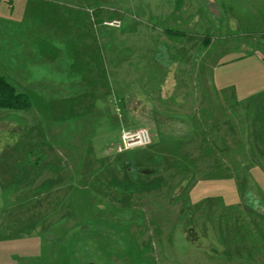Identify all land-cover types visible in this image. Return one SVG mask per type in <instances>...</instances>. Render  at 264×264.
Instances as JSON below:
<instances>
[{
	"label": "rangeland",
	"instance_id": "374dc122",
	"mask_svg": "<svg viewBox=\"0 0 264 264\" xmlns=\"http://www.w3.org/2000/svg\"><path fill=\"white\" fill-rule=\"evenodd\" d=\"M104 6L88 59L0 64L32 101L0 108V264H264V91L245 125L214 90L230 58L264 56V0ZM141 127L153 142L118 152Z\"/></svg>",
	"mask_w": 264,
	"mask_h": 264
},
{
	"label": "crops",
	"instance_id": "0c3cea01",
	"mask_svg": "<svg viewBox=\"0 0 264 264\" xmlns=\"http://www.w3.org/2000/svg\"><path fill=\"white\" fill-rule=\"evenodd\" d=\"M104 1L105 0H1L0 64L4 65L3 62L5 61V63L9 64L13 61L16 62L14 64L16 68L23 69L24 63L22 61L25 60L42 61L41 63L46 64V66L53 67L58 60L70 59L73 61L88 59L89 51L93 48V44L96 43L98 38L96 36L95 39L91 31V29L95 28L97 25H93L92 22H97V19L102 20L103 17H105L106 6H104ZM113 10L115 13L118 12L120 8L118 6ZM114 19L117 18L114 17ZM228 63L229 64H226L224 67L226 69H221L223 70L221 71V75H216L217 80L220 82V86H218V88L215 87L214 90L216 94L224 91L222 95H219L224 99L218 100L217 104L222 108L223 112L227 114L224 111L226 99L229 97L236 98L237 102L229 106L231 107L229 115H232L231 109H241V114H244L243 118L246 125L249 122V114L251 113L250 104L253 99H256V97L264 91V56H261V58L253 54L235 56L230 58ZM237 69L239 73H234ZM32 82L39 84L49 83L48 81L38 78L33 79L30 83ZM209 106L210 108H216L213 103ZM254 114L255 113L252 111V115ZM198 115L194 117L197 118V120L199 118ZM205 115H208L207 120L209 119V121H211L213 119V125H207L208 129L204 130L206 132H204L205 136H203L204 141H207L206 145H208V149L211 150L214 146L213 138H215L217 126L216 120H214L217 118L216 111L213 109L211 111L210 109ZM254 116L255 119L258 117V115ZM184 117V114H180V122L184 126L190 125L193 120H196L194 118L190 120V118ZM256 128L259 138L264 140L262 128H258V125ZM183 129L184 127L181 130ZM185 129L184 132L186 133L182 134L184 135L183 141L188 140V135L191 132V130L187 129L185 131ZM247 130H249V128ZM229 155H231V153ZM250 171L255 173L254 178L257 181V176L261 177L264 169L256 165L252 167ZM196 185L197 188L200 183ZM191 193L193 194V192Z\"/></svg>",
	"mask_w": 264,
	"mask_h": 264
},
{
	"label": "built area",
	"instance_id": "2783aa9c",
	"mask_svg": "<svg viewBox=\"0 0 264 264\" xmlns=\"http://www.w3.org/2000/svg\"><path fill=\"white\" fill-rule=\"evenodd\" d=\"M105 23L116 27H119L121 24L118 19L106 20ZM152 142L153 135L147 127H141L138 129H122L121 142L117 146V151L121 153L137 147L148 146Z\"/></svg>",
	"mask_w": 264,
	"mask_h": 264
},
{
	"label": "trees",
	"instance_id": "16d2710c",
	"mask_svg": "<svg viewBox=\"0 0 264 264\" xmlns=\"http://www.w3.org/2000/svg\"><path fill=\"white\" fill-rule=\"evenodd\" d=\"M32 101L27 93L19 92L8 78L0 73V108L25 110L31 107Z\"/></svg>",
	"mask_w": 264,
	"mask_h": 264
}]
</instances>
